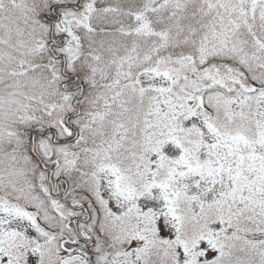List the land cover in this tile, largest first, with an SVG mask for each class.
Returning a JSON list of instances; mask_svg holds the SVG:
<instances>
[{"label":"snow or ice","instance_id":"6c2138e0","mask_svg":"<svg viewBox=\"0 0 264 264\" xmlns=\"http://www.w3.org/2000/svg\"><path fill=\"white\" fill-rule=\"evenodd\" d=\"M0 264H264V0H0Z\"/></svg>","mask_w":264,"mask_h":264}]
</instances>
